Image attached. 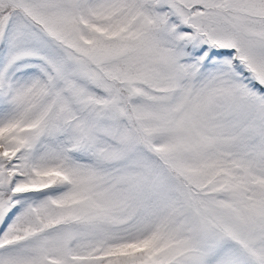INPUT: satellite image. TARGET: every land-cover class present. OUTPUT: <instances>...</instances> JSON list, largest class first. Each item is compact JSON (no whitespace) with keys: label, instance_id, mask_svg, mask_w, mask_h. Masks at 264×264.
Returning a JSON list of instances; mask_svg holds the SVG:
<instances>
[{"label":"snow or ice","instance_id":"obj_1","mask_svg":"<svg viewBox=\"0 0 264 264\" xmlns=\"http://www.w3.org/2000/svg\"><path fill=\"white\" fill-rule=\"evenodd\" d=\"M0 264H264V0H0Z\"/></svg>","mask_w":264,"mask_h":264}]
</instances>
